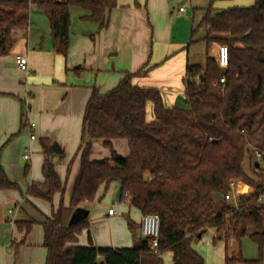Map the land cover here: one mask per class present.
<instances>
[{
	"label": "trees",
	"instance_id": "1",
	"mask_svg": "<svg viewBox=\"0 0 264 264\" xmlns=\"http://www.w3.org/2000/svg\"><path fill=\"white\" fill-rule=\"evenodd\" d=\"M30 2L47 16L53 49L67 56L70 44L72 7L90 13L82 18L102 27L117 0H0V55L14 48V33L30 25ZM204 29L202 41L226 46L229 65L220 69L217 58L208 56L205 66L187 67L186 107L167 109L158 89L139 88L135 76H146L147 67L128 74L110 92L94 90L89 99L82 128V143L77 151L80 167L75 177L69 205H65L63 182L44 149V181L29 187L27 196L48 203L57 194L60 205L51 216L41 220H17L19 233L29 235L34 225L44 229L45 264H164L162 255L173 254L174 264H205L193 248L194 240L212 230L214 243L236 240L239 246L249 236L260 249V258L245 260L241 253L226 254L225 264H264V167L244 163L254 152L264 156V0L251 6L206 9L196 30ZM225 34L226 37H218ZM225 83L221 84V79ZM148 104L153 105L154 120H147ZM126 140L130 153L119 156L113 141ZM102 142L110 158L92 160L93 144ZM29 175L26 169L25 176ZM69 175V173H68ZM113 182L121 185V197L128 194L130 205L142 215L158 214L161 231L158 253L151 249L152 239H137L131 248H100L71 245L89 227L88 219L69 226L73 213L98 199ZM243 182L253 192L241 195L236 204L225 196L231 184ZM21 191L0 164V191ZM246 193V191H245ZM29 202V201H28ZM134 235L136 224L128 220Z\"/></svg>",
	"mask_w": 264,
	"mask_h": 264
},
{
	"label": "crops",
	"instance_id": "2",
	"mask_svg": "<svg viewBox=\"0 0 264 264\" xmlns=\"http://www.w3.org/2000/svg\"><path fill=\"white\" fill-rule=\"evenodd\" d=\"M88 15L87 11L80 16L79 25H74L71 20L66 57L53 49L50 23L38 30L28 27L22 37L18 36L22 31L15 32L14 48L8 55H0V164L8 178L21 187V191H0V264H45L47 251L43 247V227L40 225L42 231L34 227L25 236L17 231L15 222L23 208L21 202L38 209L42 218L49 211L47 202L27 195L23 198L22 195L32 185L44 181L40 171L42 173L45 147L50 150V159L61 180L69 183L71 177V194L80 167L76 153L82 143L83 117L94 90L105 95L126 75H134L147 67L150 69L148 75L135 76L132 84L139 88L158 89L167 109L186 107L187 67L198 64L191 58V45L195 42L192 30L199 25L192 24L189 38V20L180 17L173 20L168 0H117L116 7L107 12L102 27L82 20ZM82 24L88 29L83 30ZM20 55L28 58L30 74L18 69L16 57ZM183 102L185 105L181 104ZM23 103L29 106L26 114L23 113ZM154 118L153 105L148 104L147 120ZM29 123H34L35 128L30 129ZM25 126L29 127L30 137L23 141L20 134ZM31 135L36 138L31 139ZM126 143L113 141L117 153L118 146L128 150L122 157L130 153ZM25 153H31L29 160L24 159ZM98 155L104 159L111 156L102 142L93 144L91 157L96 160ZM26 169L29 170L27 177ZM240 188L242 192L248 191L247 187ZM106 192L102 186L98 199L105 197ZM252 192L253 189H249V194ZM70 194L67 201L64 200L66 206ZM19 197L23 199L19 200ZM261 203H264V197ZM17 205H20L18 210L14 209ZM122 206L121 213L126 215L127 224L115 218L117 210L115 215H107L108 223L98 222L95 213L89 214V227L71 245L88 246L91 238L95 247H133L137 239L143 238V215L130 204ZM57 209L52 208L50 216ZM26 211L23 212L25 215ZM128 220L136 224L134 235ZM138 228L140 237L136 232ZM231 240L227 244H217L228 251ZM169 254L170 264H174L173 254ZM233 254L236 252L230 256Z\"/></svg>",
	"mask_w": 264,
	"mask_h": 264
},
{
	"label": "rangeland",
	"instance_id": "3",
	"mask_svg": "<svg viewBox=\"0 0 264 264\" xmlns=\"http://www.w3.org/2000/svg\"><path fill=\"white\" fill-rule=\"evenodd\" d=\"M31 1V0H29ZM169 2V8L172 12V18L173 20L177 17L188 19L190 24V31H189V38L191 34V26L194 24L196 27L202 22V20L205 17L206 9L212 6L213 14L216 13L218 9H227L231 8L233 6H251L254 2V0H168ZM180 8H184L187 13H181ZM87 11L80 7H72L70 10L71 20L74 22V25L78 24V19L80 16L86 14ZM49 23V20L45 13L40 10V8L36 4H32L30 2V28H34L36 30L42 29V27H46V24ZM175 23V22H174ZM82 29H88V26H85L82 24ZM24 35V32L22 31L20 34H18L19 37H22ZM206 36V32L204 29L200 28L198 29L194 34V43L191 45V58L193 63H198L202 66H205L206 59L208 56H214L217 58L219 49L221 45L219 44H213L211 47L207 49V45L202 39ZM218 37H226L225 34H220ZM201 40V41H200ZM185 105V103H181ZM23 113L26 114L29 111V106L25 103L22 104ZM29 127L25 126L24 130H22V133L20 134L21 140L25 141L29 139ZM124 142L125 145H127L125 140H119ZM97 143V142H95ZM119 156H124V152L128 151L127 149H123L122 146H118L117 149ZM106 152H109L106 150ZM26 154V153H25ZM129 154V153H128ZM77 155V153H76ZM29 156L31 157V153H29ZM75 154H73V157ZM127 156V155H126ZM72 157V158H73ZM92 160H94L93 157H91ZM98 159L96 160H103L105 157H102V155L97 156ZM74 159V158H73ZM255 157L253 156L252 161L250 160L249 156H247L246 161L244 163V169L247 173L251 172V164L254 165L255 163ZM261 167H264V163H261ZM40 174L42 175L41 171ZM71 177H69V183L66 182V192L64 194V200L67 201V196L69 193V190L71 188ZM239 185V187L244 186L248 188V191H246L249 194V189H252L249 185L238 182L236 183ZM243 194L245 192H242ZM241 193V194H242ZM106 196L102 199H98L92 203H86L83 206H81L79 209L83 210L86 214L87 219L89 218V214L95 213L98 222H107L109 217L108 215V209L109 207H115V209L118 211V214L115 218L124 220L127 224L126 215H123L121 213V210L124 206H122L120 203L122 201L121 198V185L119 182H114L105 193ZM23 198L26 196V192H23ZM22 197H19V200ZM61 195H56L54 197V200L51 203H46L48 206V214L46 216H50L52 208L57 209L61 202ZM24 201V200H23ZM23 205H21L23 208L21 211H19V219L18 220H41L40 211L38 209L31 207L27 202H21ZM228 203L236 204V199L228 201ZM130 200L128 199L125 206H129ZM20 205L15 206L14 209H19ZM24 210H27V215H25L23 212ZM87 210V211H86ZM110 220V219H109ZM108 223V222H107ZM35 228L40 229L42 231V227L40 225H34ZM33 227V228H34ZM137 236L140 237V230L137 229ZM193 248L203 257L205 264H225V254H231L233 251L238 254L241 253L242 257L247 261H253L260 258V249L258 245L249 237L246 236L243 240L241 245L239 246L238 242L236 240H231L228 251H225V247L221 246V244H215L214 243V233L213 231H209L206 233L202 239L194 240L192 243ZM222 250V253H221ZM164 264H170L171 263V256L169 252H166L162 256ZM262 258L264 262V250L262 253ZM238 264H246V263H238Z\"/></svg>",
	"mask_w": 264,
	"mask_h": 264
},
{
	"label": "built area",
	"instance_id": "4",
	"mask_svg": "<svg viewBox=\"0 0 264 264\" xmlns=\"http://www.w3.org/2000/svg\"><path fill=\"white\" fill-rule=\"evenodd\" d=\"M29 1V0H28ZM180 11H185L184 8H181ZM16 64L17 67L20 71L26 73V74H30V67H29V60L27 57L25 56H17L16 57ZM217 64L219 65L220 69L222 70H226L228 68L229 65V51L228 48L226 46H221L218 52V56H217ZM221 84L225 83V78L221 79ZM30 129L35 128V124L34 123H29ZM36 137L34 135H31V139H35ZM254 157H255V162L256 163H263L264 160V156L258 152L255 151L254 152ZM24 159L25 160H29L30 156L29 153H26L24 155ZM241 188L239 187V185H237L236 183H232L231 184V191L225 196V199L227 201L230 200H234V199H238L241 196ZM262 196L260 198V202H262L263 200ZM128 199L130 200L128 194H125L122 197V201H121V205H125L128 201ZM9 213H13V211H9ZM116 214V209L115 207H112L111 209H109L108 211V215L109 216H113ZM160 231H161V220H160V216L158 214H147V215H143L142 219H141V232H142V236L143 238H150L152 239V244H151V249L154 253H158V246H159V239H160Z\"/></svg>",
	"mask_w": 264,
	"mask_h": 264
},
{
	"label": "water",
	"instance_id": "5",
	"mask_svg": "<svg viewBox=\"0 0 264 264\" xmlns=\"http://www.w3.org/2000/svg\"><path fill=\"white\" fill-rule=\"evenodd\" d=\"M263 163H264V160H263ZM255 167L258 169L260 167V163H256ZM86 218L87 217H86L85 212L83 210H81V209H77L73 213V215H72V217H71V219L69 221V226H73V225L81 222L82 220H84Z\"/></svg>",
	"mask_w": 264,
	"mask_h": 264
}]
</instances>
